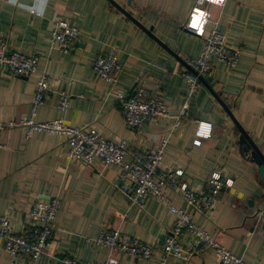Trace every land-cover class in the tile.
I'll return each mask as SVG.
<instances>
[{"label":"crops","instance_id":"crops-1","mask_svg":"<svg viewBox=\"0 0 264 264\" xmlns=\"http://www.w3.org/2000/svg\"><path fill=\"white\" fill-rule=\"evenodd\" d=\"M148 32L135 25L109 0H0V37L8 48L38 59L37 72L12 76L0 67V123L31 116L35 84L49 78L50 93L34 115L36 121L63 118L67 125L94 129L112 141L125 140L129 149L152 152L163 139V166L180 168L194 193L205 190L209 175L218 172L233 185L223 189L209 217L194 213L179 196L168 191L170 204L192 214L193 222L246 264H264V183L258 167L239 144L238 125L264 158V0H225L223 6L203 5L211 15L206 32L217 25L226 43L240 49L234 67L214 62L211 82L203 83L186 99L181 73L185 60L198 58L203 37L183 28L196 0H111ZM80 30L69 54L50 45L54 19ZM207 33H204L206 35ZM114 54L119 62L115 82L107 84L92 70L94 59ZM144 88L163 99L170 117L153 120L140 130L126 126L114 97L115 90ZM70 98L68 110L57 108V93ZM219 94L228 115L212 92ZM184 109L181 124L174 117ZM232 117V118H231ZM198 122L210 123V138L193 144ZM0 214L12 220L14 232L28 226L33 203L58 199L54 238L40 264H61L63 257L102 264L105 248L87 240L105 228L136 236L158 249L170 233L173 217L166 204L148 199L142 208L131 206L114 188L119 169L95 163L83 167L68 159L65 138L15 127L1 134ZM129 160V157L126 158ZM185 241L189 240L187 238ZM118 264H216L211 250L189 263L157 256L149 260L119 255ZM0 264H26L6 254L0 242Z\"/></svg>","mask_w":264,"mask_h":264},{"label":"built area","instance_id":"built-area-1","mask_svg":"<svg viewBox=\"0 0 264 264\" xmlns=\"http://www.w3.org/2000/svg\"><path fill=\"white\" fill-rule=\"evenodd\" d=\"M224 2L225 0H196V5L183 24L186 31L203 37L200 56L186 59V69L181 73L186 83V99L198 91L202 79L212 75L214 62L232 68L239 60L240 49L227 45L226 36L218 31L216 23L206 32L208 24L211 23V15L202 6H223ZM79 35L78 28L70 26L66 20L55 18L50 45L63 54H69L78 42ZM0 67L5 68L14 77L27 78L37 72L38 59L33 54L10 50L0 37ZM119 68L118 59L114 54L98 55L92 64L94 75L107 84L115 82V74ZM49 93V78L46 74H41L35 84L31 116L20 120L18 124L0 123V150L5 149L1 142L2 132L15 127L24 128L25 138L35 133L61 136L66 139L69 146L68 159L75 160L83 167H90L95 163L103 167H117L119 175L114 188L131 206L142 208L146 201L152 198L166 204L173 217L170 233L163 239L158 249L136 236H127L117 229L105 227L95 239L87 240L106 249L107 257L102 264H118L119 255H124L130 260H149L157 256L161 262L174 259L189 263L193 257L205 250L213 251L216 264H246L241 257L221 246L214 235L198 227L193 222L190 212L172 206L167 196L168 191H173L181 196L186 206L194 213L209 217L223 189L232 187L231 179H223L218 172H213L206 180L205 190L196 194L183 180L182 169L163 166L167 139L160 141L156 150L152 152H140L129 149L125 140H108L94 129L69 126L63 118L43 122L34 120L37 108L44 104ZM114 97L124 123L132 130H140L153 120L171 118L168 104L144 88L135 87L130 92L115 90ZM69 102L68 94L63 91L57 93V108L62 113L68 110ZM184 114L183 109L173 118V128L180 126ZM211 134L210 123L198 122L193 144L200 146L201 140L210 138ZM58 206L57 198L33 203L27 215L28 226L21 232H14L11 218L0 214V242L3 251L13 259L24 260L26 264H40L54 238ZM260 212L264 214V208ZM185 238L189 240L185 241ZM59 262L93 264L68 257L59 259Z\"/></svg>","mask_w":264,"mask_h":264},{"label":"water","instance_id":"water-1","mask_svg":"<svg viewBox=\"0 0 264 264\" xmlns=\"http://www.w3.org/2000/svg\"><path fill=\"white\" fill-rule=\"evenodd\" d=\"M114 7H116L123 15H125L129 20H131L135 25H137L139 28L144 30L146 33L148 32L145 30L137 20H135L127 11L123 10L116 4H114L111 0H109ZM149 33V32H148ZM204 85L211 88L213 86V83L211 82V77H207L205 79L201 80ZM212 92V91H211ZM215 99L219 102L220 105H222L223 109L228 115H231L230 111L226 108L224 103L222 102L219 94L212 92ZM232 118V117H231ZM237 129L239 131V144L244 146L243 151L250 154V158L252 161L257 165L258 167V174L260 176L261 181L264 183V158L259 151V149L255 146V144L251 141L249 136L238 126Z\"/></svg>","mask_w":264,"mask_h":264}]
</instances>
